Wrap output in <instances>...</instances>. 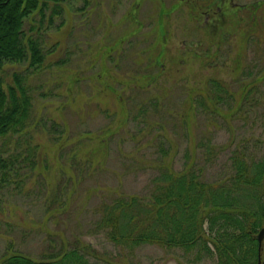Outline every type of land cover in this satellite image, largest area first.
<instances>
[{"label":"rangeland","instance_id":"obj_1","mask_svg":"<svg viewBox=\"0 0 264 264\" xmlns=\"http://www.w3.org/2000/svg\"><path fill=\"white\" fill-rule=\"evenodd\" d=\"M210 1L62 0L58 14L51 7L44 20L27 21L51 53L27 77L33 108L19 147L37 144V164L33 152L21 157L3 187L0 262L10 247L40 256L52 239L80 236L103 264H218L208 252L154 244L127 252L95 226L98 206L112 194L149 193L166 149L180 170L199 141L210 140L218 150L204 176L213 180L228 169L233 139L264 138L263 106H256L264 98V4L256 12L244 7L264 0H225L222 14L208 20ZM25 65L10 66L8 77ZM214 78L234 96L221 103L223 113L211 117L199 107L186 124L190 95L208 91ZM246 90L245 111L229 112ZM260 145L249 153L261 157Z\"/></svg>","mask_w":264,"mask_h":264},{"label":"trees","instance_id":"obj_2","mask_svg":"<svg viewBox=\"0 0 264 264\" xmlns=\"http://www.w3.org/2000/svg\"><path fill=\"white\" fill-rule=\"evenodd\" d=\"M61 1L0 0V206L3 187L15 180L17 161L21 157L28 159L33 152L31 165L37 164L38 145L27 140L25 147H19L18 137L28 129L33 108L28 74L44 69L51 50L45 49L43 33L33 32L34 27L27 28L26 23L35 15L44 20L45 12L51 7L52 15L58 14ZM262 4L255 3L252 12ZM13 64L26 65L8 77ZM211 82L208 91L190 95V106L181 115L186 124L192 115L196 118L202 112L199 107L208 111L207 116L223 113L221 103L234 96L227 83L215 78ZM248 92L242 93L234 111L232 108L228 111L239 113ZM258 105L263 106L264 124L263 97L256 98ZM263 140L252 136L233 139L228 169L213 180L204 176V164L212 161L218 150L210 140L199 141L180 170L174 168L172 158L166 161V149L158 161V172L149 193L112 194L98 206L95 226L127 252L154 244L182 248L199 256L208 252L217 258L218 264H258L260 258L264 263V240L260 249L258 239L264 226V154L257 158L249 153L251 144L259 148ZM160 144L164 150L165 145L162 141ZM198 159L202 160L199 164ZM49 243L50 249L40 256L10 247L0 264H103L105 261L104 255L80 236L71 241L63 238L60 243L52 239Z\"/></svg>","mask_w":264,"mask_h":264},{"label":"flooded vegetation","instance_id":"obj_3","mask_svg":"<svg viewBox=\"0 0 264 264\" xmlns=\"http://www.w3.org/2000/svg\"><path fill=\"white\" fill-rule=\"evenodd\" d=\"M214 1L217 2L216 9L212 8ZM210 4H212V5H210ZM224 4H225V0H212V1L208 2L206 9L203 11V13L206 15V19L211 20L212 14H217V13L222 14L221 12H222V10H224V6H222V5H224ZM235 6H237V5L235 4ZM239 7H241V6H239ZM242 8H244V7H242ZM252 9H253V7H252Z\"/></svg>","mask_w":264,"mask_h":264},{"label":"water","instance_id":"obj_4","mask_svg":"<svg viewBox=\"0 0 264 264\" xmlns=\"http://www.w3.org/2000/svg\"><path fill=\"white\" fill-rule=\"evenodd\" d=\"M258 239H259V244H260V249L262 247V243L264 240V226L260 229L259 233H258ZM261 258L259 259V263L258 264H262L261 262Z\"/></svg>","mask_w":264,"mask_h":264}]
</instances>
